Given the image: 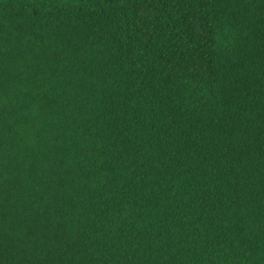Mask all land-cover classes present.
<instances>
[{
  "label": "trees",
  "instance_id": "obj_1",
  "mask_svg": "<svg viewBox=\"0 0 264 264\" xmlns=\"http://www.w3.org/2000/svg\"><path fill=\"white\" fill-rule=\"evenodd\" d=\"M0 264H264V0H0Z\"/></svg>",
  "mask_w": 264,
  "mask_h": 264
}]
</instances>
